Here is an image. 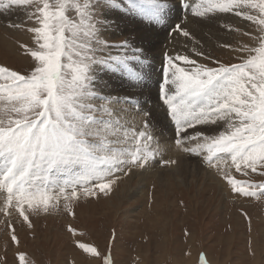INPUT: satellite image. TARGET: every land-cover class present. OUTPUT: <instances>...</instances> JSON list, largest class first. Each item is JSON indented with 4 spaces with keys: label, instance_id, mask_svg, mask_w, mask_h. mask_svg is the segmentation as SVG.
Segmentation results:
<instances>
[{
    "label": "rangeland",
    "instance_id": "1",
    "mask_svg": "<svg viewBox=\"0 0 264 264\" xmlns=\"http://www.w3.org/2000/svg\"><path fill=\"white\" fill-rule=\"evenodd\" d=\"M120 2L122 8L113 11L104 35L113 45L107 52L127 56V67L105 70L103 82L113 96L128 98L127 103L122 99L117 107L124 109L121 116L130 129L129 141L132 132L144 130V121H148V131L154 136L149 143L157 157L127 175L125 168L103 180L90 179L78 185L77 196L68 200L65 196H71V187L63 194L54 189L59 202L49 211H32L23 205L27 221L12 207L7 214L2 211L5 193L0 191V264H106V258L111 264H201L202 254L208 264H264V195L260 194L264 189L257 188L264 185V162L258 161L255 171L243 165L238 171L229 155L218 153L219 159L209 165L203 156L184 152L174 143V122L160 93L166 55H184L194 61H174L186 71L201 65H238L250 55L239 49L258 47L254 37L264 33L257 23L235 11L206 12L208 0L182 1L187 7L182 6L181 0H169L163 24L141 17L131 10L127 0ZM33 9L34 6L18 7L19 22L9 14L0 20V67L22 76H30L40 66L31 55L40 50L36 34L29 30L40 26L30 16ZM199 12L205 14L200 16ZM249 12L258 15L255 9ZM7 22H17L19 27L8 28ZM182 30L188 31L189 36H184ZM125 40L128 47H115ZM62 63L67 71L66 55ZM134 73L141 78L134 79ZM0 83L6 81L0 79ZM166 89L172 95L176 86L169 83ZM148 112L151 117L145 115ZM239 124L233 116L218 125H197L195 131L214 136L220 131L230 132ZM187 133L195 134L192 128ZM194 143L185 140L184 146L192 147ZM128 147L132 148L131 142ZM229 178L240 182L237 187L257 195L233 191ZM108 181H114L109 189L100 191L93 187ZM84 188L94 194L85 195ZM79 243L95 247L99 255L85 252Z\"/></svg>",
    "mask_w": 264,
    "mask_h": 264
},
{
    "label": "snow or ice",
    "instance_id": "2",
    "mask_svg": "<svg viewBox=\"0 0 264 264\" xmlns=\"http://www.w3.org/2000/svg\"><path fill=\"white\" fill-rule=\"evenodd\" d=\"M127 4L150 22L166 23L169 0H127ZM181 4L187 7L182 0ZM32 6L30 16L40 26L29 30L36 34L40 50L31 55L40 66L30 76L0 67V79L6 81L0 83V191L5 193L2 211L7 214L12 207L25 221V204L32 211L42 208L47 212L50 206L55 207L59 197L53 194L54 189L63 194L71 187V196H65L68 200L77 196L78 185L90 179L103 180L125 168L127 175L155 157L149 143L154 136L148 131V121H144V130L133 131L129 141L130 129L121 116L124 109L117 107L122 99L127 103L128 98L113 96L103 82L105 70L127 67V56L107 52L113 45L104 35L109 17L115 9L122 8L120 0H0V14L7 15L14 7ZM204 7L208 13L235 11L257 23L264 33V0H208ZM251 9L258 15H251ZM197 14L203 16L205 12ZM9 26L19 27L11 22ZM182 31L189 36L188 31ZM254 40L258 47L239 49L250 55L238 65H201L186 71L174 61H194L184 55H166L160 93L174 122V143L184 152L203 156L209 165L219 159L218 153L229 155L238 171L242 165L255 171L257 162H264V35ZM128 46L125 40L115 47ZM65 55L67 71L62 63ZM133 77L141 78L135 73ZM169 83L176 86L172 95L166 89ZM145 115L151 117L152 113ZM233 116L240 124L230 132L220 131L213 136L195 131L197 125H218ZM188 128L195 134L189 136ZM185 140L195 142L194 146L185 147ZM111 183L114 181L93 187L104 191ZM229 183L237 193L257 195L237 187L240 182L234 179L229 178ZM257 188L264 189V185ZM84 194L94 192L84 188ZM260 194L264 195V191ZM16 239L13 234L12 240ZM78 246L99 255L95 247L85 243ZM20 259H24L22 254ZM106 264H111L107 258ZM201 264H208L203 254Z\"/></svg>",
    "mask_w": 264,
    "mask_h": 264
},
{
    "label": "bare ground",
    "instance_id": "3",
    "mask_svg": "<svg viewBox=\"0 0 264 264\" xmlns=\"http://www.w3.org/2000/svg\"><path fill=\"white\" fill-rule=\"evenodd\" d=\"M182 1H184V0H182ZM17 10H18V7H15L14 8V11H13V9H12V11L13 12H8V14H9V16L12 18V17H15V19L14 20H16V21H18L19 22V19H17V15H16V13H17ZM232 12H234V11H232ZM8 14L7 15H3V14H0V20H1V18H2V16L3 17H8ZM232 14V13H231ZM241 17V16H240ZM6 19V18H5ZM243 20V19H242ZM187 21H188V19H187ZM236 21V20H235ZM240 21V20H239ZM245 21V20H244ZM244 21H243V23H244ZM5 22V21H4ZM214 22V21H213ZM9 23L10 22H7L6 23V27H8V28H11L10 26H9ZM218 23V22H217ZM3 24V23H2ZM1 23H0V25H2ZM15 24H19V23H17V22H15ZM184 24H186V23H184ZM179 25V24H178ZM4 26V25H3ZM173 26V25H172ZM181 26V25H180ZM190 26V25H189ZM189 26H187V27H189ZM196 26V25H195ZM194 26V27H195ZM229 26V25H228ZM227 27V26H226ZM17 28V27H16ZM204 28H206V27H203L202 29H204ZM230 29V28H229ZM11 30V29H10ZM188 30H190V29H188ZM216 30H217V28H216ZM204 30H202V32H203ZM229 31V30H228ZM199 32V31H198ZM206 32V31H205ZM223 32V31H222ZM216 33V32H215ZM208 36V35H207ZM214 42V41H213ZM226 42V41H225ZM200 43V42H199ZM216 43V42H215ZM221 43V42H220ZM219 43V44H220ZM207 44H210V43H207ZM197 45H199L198 43H197ZM201 45V44H200ZM214 46V45H213ZM200 47H202V46H200ZM215 47V46H214ZM203 48H205V47H203ZM209 48V47H208ZM157 88V87H156ZM162 113V112H161ZM163 116H164V114H162ZM159 116H161L160 114H159ZM158 118V117H157ZM164 118V117H163ZM161 120V119H160ZM129 121V120H128ZM162 121V120H161ZM163 122V121H162ZM155 130V129H154ZM133 133V132H132ZM160 137V136H159ZM158 139V138H157ZM156 140V139H155ZM163 141V140H162ZM164 144V143H163ZM167 146V145H166ZM171 150H173V149H171ZM164 151V150H163ZM155 157H157V156H155ZM157 166V165H156ZM190 168H191V166H190ZM176 169V168H175ZM157 170V169H156ZM188 170V169H187ZM190 170V169H189ZM191 171V170H190ZM189 171V172H190ZM146 172V171H145ZM156 172V171H155ZM159 172V171H158ZM176 172H177V170H176ZM188 171H187V173H189ZM193 172H194V170H193ZM192 172V173H193ZM185 173V172H184ZM186 173V174H187ZM191 173V172H190ZM153 174H155V173H153ZM176 175V174H175ZM165 177V176H164ZM175 178L174 179H176V176H174ZM164 179V178H163ZM177 180V179H176ZM164 181V180H163ZM181 183V182H180ZM164 192V191H163Z\"/></svg>",
    "mask_w": 264,
    "mask_h": 264
}]
</instances>
